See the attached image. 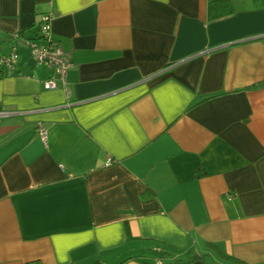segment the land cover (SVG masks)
<instances>
[{"label":"crops","instance_id":"0c3cea01","mask_svg":"<svg viewBox=\"0 0 264 264\" xmlns=\"http://www.w3.org/2000/svg\"><path fill=\"white\" fill-rule=\"evenodd\" d=\"M210 1L0 0V264H264V0Z\"/></svg>","mask_w":264,"mask_h":264},{"label":"built area","instance_id":"2783aa9c","mask_svg":"<svg viewBox=\"0 0 264 264\" xmlns=\"http://www.w3.org/2000/svg\"><path fill=\"white\" fill-rule=\"evenodd\" d=\"M53 12L44 13L39 20V37L41 42L38 43L34 40H28L31 47V53L38 63L46 64L52 69V75L44 81V87L47 89H54L58 87L61 82L62 86L69 94V87L67 84V72L72 66L70 54L63 49L60 42L56 40L52 32V19ZM16 38L18 35H14ZM18 62V53L13 50L10 54L0 55V67L3 69H14ZM38 133L43 140L47 143L48 130L43 122L37 123ZM112 161L108 159V163ZM159 263L162 261L159 260Z\"/></svg>","mask_w":264,"mask_h":264},{"label":"trees","instance_id":"16d2710c","mask_svg":"<svg viewBox=\"0 0 264 264\" xmlns=\"http://www.w3.org/2000/svg\"><path fill=\"white\" fill-rule=\"evenodd\" d=\"M233 11L230 0H212L209 3V17L215 19L230 14ZM196 174H199V168L196 170ZM175 264H187V262H180L176 260ZM93 264H98L97 262Z\"/></svg>","mask_w":264,"mask_h":264},{"label":"rangeland","instance_id":"374dc122","mask_svg":"<svg viewBox=\"0 0 264 264\" xmlns=\"http://www.w3.org/2000/svg\"><path fill=\"white\" fill-rule=\"evenodd\" d=\"M166 264H170L169 262H167Z\"/></svg>","mask_w":264,"mask_h":264}]
</instances>
